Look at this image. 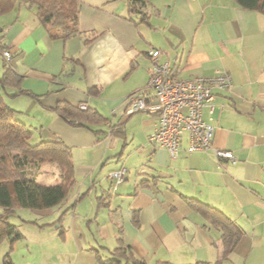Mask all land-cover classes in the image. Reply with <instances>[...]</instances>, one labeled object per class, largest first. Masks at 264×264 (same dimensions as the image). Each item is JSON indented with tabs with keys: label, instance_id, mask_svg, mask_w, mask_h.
<instances>
[{
	"label": "crops",
	"instance_id": "obj_1",
	"mask_svg": "<svg viewBox=\"0 0 264 264\" xmlns=\"http://www.w3.org/2000/svg\"><path fill=\"white\" fill-rule=\"evenodd\" d=\"M77 1L79 33L66 40L50 34L30 0L0 11L6 62L25 91L8 96L9 106L21 120L20 104H32L35 124L58 125L48 140L71 148L76 178L59 210H35L22 238L5 240L0 264L7 253L12 264L214 263L222 232L195 201L242 230L224 264H264V15L236 0H148L142 14L128 0ZM153 50L180 79L231 76L203 120L235 164L210 151L187 153V133L172 158L150 142L157 114H125L127 98L148 84ZM60 102L94 109L103 121L92 124L108 132L69 126L55 110ZM121 169L118 183L112 174ZM51 173V183L36 179L53 184L58 170Z\"/></svg>",
	"mask_w": 264,
	"mask_h": 264
},
{
	"label": "trees",
	"instance_id": "obj_2",
	"mask_svg": "<svg viewBox=\"0 0 264 264\" xmlns=\"http://www.w3.org/2000/svg\"><path fill=\"white\" fill-rule=\"evenodd\" d=\"M15 0H0V11H8ZM244 9L264 15V0H236ZM148 0H128L132 13H144ZM41 23L56 38L66 40L76 36L78 20L77 0H30ZM0 37V57L5 46ZM4 70L0 75V244L5 240L15 242L22 238L19 228L8 221L15 208L45 210L60 206L69 196L76 183L72 151L61 140H43L32 143L33 131L17 117V111L4 101V95L16 96L25 93L20 78L3 57ZM7 61V62H6ZM56 112L72 127L91 128L92 122H102L103 117L94 109L74 107L60 102ZM106 134V133H105ZM53 163L58 170L56 181L45 185L37 181L29 166ZM206 217L211 226L222 232L218 247V258L214 263L224 264L242 238V230L219 210L195 201L192 204ZM5 264H12L9 253ZM108 264H117L116 260Z\"/></svg>",
	"mask_w": 264,
	"mask_h": 264
},
{
	"label": "built area",
	"instance_id": "obj_3",
	"mask_svg": "<svg viewBox=\"0 0 264 264\" xmlns=\"http://www.w3.org/2000/svg\"><path fill=\"white\" fill-rule=\"evenodd\" d=\"M160 51L150 52L152 67L146 88L127 98L126 115L150 112L158 115V124L150 136V142L164 148L172 158H177L181 151L183 136L187 133L189 144L187 153L210 151L219 162L236 163L232 151L214 146L215 127L203 120L204 107L210 108L217 90H227L232 86L231 76L219 73L215 76L195 77L183 80L178 77V68L169 62L160 61ZM9 61L11 53L2 52ZM87 106L81 105V109ZM110 134L107 139L110 140ZM125 169L112 174L118 183L124 180Z\"/></svg>",
	"mask_w": 264,
	"mask_h": 264
},
{
	"label": "rangeland",
	"instance_id": "obj_4",
	"mask_svg": "<svg viewBox=\"0 0 264 264\" xmlns=\"http://www.w3.org/2000/svg\"><path fill=\"white\" fill-rule=\"evenodd\" d=\"M4 60L3 57H0V70L3 68ZM8 105L11 104V102L15 101L14 99L8 97V95H5ZM19 107H22V109L25 110V113H20L19 116L21 117V120L25 122L33 131V139L32 143H38L43 140H48L50 137V129H55L58 127L57 124H35V116L33 115L34 106L32 104L22 103ZM42 121L44 122V117H42ZM32 123V124H31ZM54 125V126H53ZM93 129L95 130H102L104 129L105 133L108 132V130L105 129L104 125L102 124H95L93 125ZM114 139V137H113ZM113 142V141H112ZM112 142L110 144H112ZM79 149H75L74 151L77 153ZM77 159V158H76ZM56 168V166L53 163L45 162L42 163L39 167L38 166H29V171L34 174L36 177H38L41 180L48 181V183L52 182V171ZM81 178V177H80ZM82 179V178H81ZM40 181V180H39ZM76 185V183H75ZM74 185V186H75ZM74 187L72 188V190ZM71 190V191H72ZM71 193V192H70ZM59 207H56V210H59ZM0 212H2V208L0 207ZM34 214H37V211L32 209H26V208H15L14 211L9 215L8 221L12 224H15L19 230L23 231L25 226V221L30 220ZM4 242L3 241L0 246Z\"/></svg>",
	"mask_w": 264,
	"mask_h": 264
}]
</instances>
